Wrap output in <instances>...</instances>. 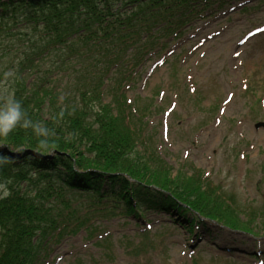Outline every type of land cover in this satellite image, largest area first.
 <instances>
[{
	"label": "rangeland",
	"instance_id": "rangeland-1",
	"mask_svg": "<svg viewBox=\"0 0 264 264\" xmlns=\"http://www.w3.org/2000/svg\"><path fill=\"white\" fill-rule=\"evenodd\" d=\"M184 2L187 9L179 5L173 15L171 9L137 19L136 28L149 23L152 32L170 20L176 35L161 36L141 53L131 50L128 65L116 75L122 80L121 100L130 105L124 103L123 109L138 110L144 117L145 147L136 144L135 151L151 171L182 185L193 175L198 187L215 189L230 206L228 219L249 229L228 228L188 208L157 213L133 202L130 212L120 198L99 203L95 192L90 194L96 198H89L59 186L58 194L52 193L50 211L37 222L42 237L34 240L45 246L34 264H264V33L250 36L264 25V0ZM157 19L161 22L152 25ZM17 43L0 31V73L20 60ZM46 60L39 68L50 70L53 86L78 95V78L71 86L63 78L68 66L60 68L54 59ZM9 97L7 82L0 81V109L6 108ZM108 97L104 100L112 99L114 107V96ZM160 178L165 176L157 177L164 183ZM130 191L145 194L132 185ZM151 193L148 198L160 205L159 195ZM90 205L92 217L77 225ZM61 219L66 220L64 229L57 234ZM47 233L50 238H45Z\"/></svg>",
	"mask_w": 264,
	"mask_h": 264
},
{
	"label": "trees",
	"instance_id": "trees-1",
	"mask_svg": "<svg viewBox=\"0 0 264 264\" xmlns=\"http://www.w3.org/2000/svg\"><path fill=\"white\" fill-rule=\"evenodd\" d=\"M182 3L184 0H0V31L14 38L22 51L14 68L0 73V81L5 80L10 88V102L19 101L21 105L19 123L28 122L27 129L17 127L7 136H0V145L19 150L14 155L0 149V183L5 179L10 192L0 199V264L35 263L41 252L40 242L34 240L39 216L50 211L52 193L58 194L52 185L56 180L73 189L94 190L101 197L120 195L129 206L130 198L136 197L155 209L172 211L183 208L179 200L189 210L230 228L249 229L228 219L230 206L215 189L210 192L201 184L198 187L192 182L193 175L182 185L164 173L151 171L135 151L136 144L145 147L144 117H139L138 110L130 113L123 109L124 103L130 105L121 100L122 80L116 75L128 65L126 57L131 50L141 53L161 36L176 32H172L170 20L162 23L164 28L152 32L149 23L145 28H136L137 19L149 14L154 17ZM159 22L157 19L152 25ZM46 59H54L53 64L68 66L74 72L70 76L68 70L63 78L70 81V86L78 78V95L72 90L59 92L53 86L50 70L39 68ZM108 80L113 88H106ZM108 88L109 92L105 90ZM109 94L114 96V107L112 99L104 100ZM41 140L47 141L46 145L41 146ZM26 149L45 156L51 150L54 153L41 157ZM74 164L80 170L97 172H75ZM25 168L38 174L30 177ZM117 173H125L136 182ZM159 175L165 176V180L160 178L164 183H158ZM152 184L171 195L152 191ZM131 185L145 194L130 191ZM33 188L37 189L34 198ZM150 191L159 195L160 205L148 198Z\"/></svg>",
	"mask_w": 264,
	"mask_h": 264
},
{
	"label": "clouds",
	"instance_id": "clouds-1",
	"mask_svg": "<svg viewBox=\"0 0 264 264\" xmlns=\"http://www.w3.org/2000/svg\"><path fill=\"white\" fill-rule=\"evenodd\" d=\"M8 75V74H6ZM21 105L19 101H12L9 105L5 108L0 110V136H7L13 129L20 127L27 129L28 122L19 123L21 117L20 111ZM47 141L41 140V146L46 145ZM0 198L7 197L10 195V192L5 183H0ZM257 251H259V246H257ZM264 253V252H261Z\"/></svg>",
	"mask_w": 264,
	"mask_h": 264
}]
</instances>
